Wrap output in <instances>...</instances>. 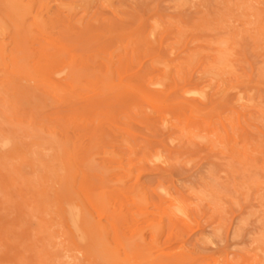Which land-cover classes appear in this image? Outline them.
Segmentation results:
<instances>
[{"label": "rangeland", "instance_id": "1", "mask_svg": "<svg viewBox=\"0 0 264 264\" xmlns=\"http://www.w3.org/2000/svg\"><path fill=\"white\" fill-rule=\"evenodd\" d=\"M185 1L0 0V264H264V0Z\"/></svg>", "mask_w": 264, "mask_h": 264}, {"label": "bare ground", "instance_id": "2", "mask_svg": "<svg viewBox=\"0 0 264 264\" xmlns=\"http://www.w3.org/2000/svg\"><path fill=\"white\" fill-rule=\"evenodd\" d=\"M186 1H187V0H186ZM186 1H185V2H186ZM199 1H200V0H199ZM213 1H214V0H213ZM245 1H246V0H245ZM257 1H258V0H257ZM257 1H256V2H257ZM260 1H261V0H260ZM196 2H198V1L196 0ZM196 2H194V0H193V3H191V4H195ZM205 2H209V1H206V0H205ZM238 2H241V1H238ZM246 2H247V1H246ZM246 2H244V4H245ZM249 2H251V1L249 0ZM186 3H188V1H187ZM189 3H190V2H189ZM216 3H217V2H216ZM219 3H221V1H219ZM242 3H243V0H242ZM242 3H241V4H242ZM257 3L259 4V2H257ZM181 4H182V3H181ZM198 4H200V3H198ZM221 4H222V3H221ZM221 4H219V5H221ZM252 4H253V3H252ZM261 4H262V3H261ZM263 4H264V3H263ZM248 5H249V3H248ZM222 6H223V5H222ZM237 6H238V4H237ZM239 6H240V5H239ZM224 7H226V6H224ZM224 7H223V8H224ZM229 7H230V6H229ZM234 7H235V6H234ZM243 7H244V6H243ZM256 7H257V6H256ZM259 7H260V6H259ZM185 8H186V7H185ZM221 8H222V7H221ZM238 8H239V7H237V9H238ZM245 9H246V8H245ZM256 9H258V8H256ZM223 10H224V9H223ZM225 10H226V9H225ZM241 10L243 11L242 8H241ZM261 10H262V9H261ZM227 11H228V9H227ZM227 11H226V12H227ZM242 11H241V12H242ZM248 11H249V9H248ZM256 11H257V10H256ZM9 12H10V11H9ZM216 12H217V9L214 11V13H216ZM218 12L220 13V16H222V15H221V14H222V13H221L222 10H221V11L219 10ZM223 12H224V11H223ZM228 12H230V11H228ZM232 12H234V10H233ZM235 12H236V11H235ZM245 12H246V10H245ZM250 12H251V11H250ZM254 12H255V11H254ZM224 13H225V12H224ZM257 13H258V12H257ZM229 14H230V13H229ZM237 14H238V11H237ZM240 14H242V13H240ZM247 14H248V12H247ZM260 14H263V13H260ZM260 14H259V15H260ZM7 15H8V14H7ZM88 15H89V14H88ZM223 15H224V14H223ZM227 15H228V13H227ZM234 15H235V14H234ZM243 15H246V14H243ZM248 15H249V14H248ZM253 15H254V17H255V18H253V19L255 20V19H257V18L260 19L261 17H263L264 14H263L261 17H258V16L256 17V16H255L256 13H253ZM213 16H214V15H213ZM220 16L218 17L219 20H220ZM224 16H225V15H224ZM229 16H230V15H229ZM229 16H228V17H229ZM232 16H233V15H232ZM233 17H234V16H233ZM9 18H10V17H9ZM212 18H213V17H212ZM224 18H225V17H224ZM231 18H232V17H231ZM250 18H252V17H250ZM214 19H215V17H214ZM232 19H233V18H232ZM239 19H242V17L239 18ZM244 19H245V18L243 17V20H244ZM247 19H249V18L247 17ZM253 19H251V22H252ZM259 19H258V20H259ZM10 20H11V19H10ZM215 20H216V19H215ZM217 20H218V19H217ZM227 20H228V18H227ZM233 20H234V19H233ZM235 20H236V18H235ZM235 20H234V21H235ZM245 20H246V19H245ZM258 20H257V23H258ZM7 21H8V20H7ZM11 21H12V20H11ZM162 21H163V20H162ZM221 21H222V20H221ZM228 21H229V20H228ZM239 21H240V23H241L242 20H239ZM246 21H248V20H246ZM150 22H151V21H150ZM164 22H165V21H164ZM213 22H214V21H213ZM222 22H223V21H222ZM242 22H243V21H242ZM12 23H13V22H12ZM211 23H212V21H211ZM224 23H227V22H224ZM257 23H256V24H257ZM261 23H262V18H261ZM219 24H220V22H219ZM243 24L245 25V22H244ZM243 24H241V25H243ZM246 24H247V23H246ZM249 24H250V22H249ZM253 24H254V23H253ZM259 24H260V23H259ZM262 24H263V23H262ZM262 24H261V26H260V25H259V26H260V27H263ZM214 25H215V24H214ZM225 25H226V24H225ZM215 26H216V25H215ZM219 26H220V25H219ZM227 26L229 27V24H228ZM230 26H231V25H230ZM248 26H249V25H248ZM253 26H254V25H253ZM155 27H156V26H155ZM201 27H203V26H201ZM244 27L246 28L247 26H244ZM256 27H257V26H256ZM0 28H3V27H0ZM207 28H208V27H207ZM213 28H214V27H213ZM215 28H217V26H216ZM215 28H214V29H215ZM222 28H224V27H222ZM226 28H227V27H226ZM226 28H225V29H226ZM229 28H230V27H229ZM245 28H244V29H245ZM257 28H258V27H257ZM203 29H204V27H203ZM208 29L210 30V28H208ZM208 29H206V31H207ZM220 29H221V28H220ZM247 29H249V28L247 27ZM247 29H246V30H247ZM258 29H262V32H263V28H258ZM1 30H2V32L0 31V34H1V33L4 34V31H5V30H4V29H1ZM156 30H157V29H156ZM183 30H184V29H183ZM204 30H205V29H204ZM223 30H224V29H223ZM227 30H228V28H227ZM139 31H140V30H139ZM179 31H180V30H179ZM181 31H182V30H181ZM211 31L213 32V30H211ZM224 31H225V30H224ZM260 31H261V30H260ZM260 31L258 30L257 32H260ZM140 32H142V30H141ZM153 32H154V30H153ZM165 32H166V31H165ZM214 32H215V30H214ZM230 32H231V31H230ZM250 32H251V31H250ZM262 32H261V33H262ZM156 33H157V32H156ZM226 33H227V32H226ZM244 33H245V32H244ZM258 34H259V33H258ZM16 35H17V34H16ZM160 35H161V34H160ZM163 35H164V34H163ZM183 35H184V34H183ZM227 35H229V32H228ZM232 35H233V34H232ZM249 35H250V34H249ZM0 36H1V35H0ZM178 36H179V35H178ZM178 36H177V38H178ZM217 36H219V35H217ZM260 36H261V35H260ZM262 36H263V35H262ZM19 37H20V36H19ZM167 37H168V36H167ZM220 37H223V35L221 36V34H220ZM228 37H229V36H228ZM263 37H264V36H263ZM263 37H261V39H262ZM150 38H151V37H150ZM168 38H170V37H168ZM179 38H181V36H180ZM223 38H225V37H223ZM259 38H260V37H259ZM226 39H227V38H226ZM226 39H224V43H225V40H226ZM261 39H260V40H261ZM151 40H152V39H151ZM161 40H162V39H161ZM165 40H166V39H165ZM213 41H215V40H213ZM226 41H228V40H226ZM262 41H263V40H262ZM185 42H186V41H184L183 44H184ZM208 42H209V41H208ZM220 42H221V39H220ZM263 42H264V41H263ZM180 43H181V42H180ZM211 43H212V42H211ZM217 43H218V42H217ZM229 43H230V42H228V45H229ZM1 44H2V43H1ZM192 44H193V43H192ZM192 44H191V45H192ZM208 44H210V42H209ZM225 44H227V42H226ZM230 44H231V43H230ZM3 45H4V44H3ZM210 45H211V44H210ZM210 45H208V46H210ZM216 45H217V44H216ZM5 46H7V45L5 44ZM178 46H179V45H178ZM183 46H184V45H183ZM183 46H182V47H183ZM217 46H218V45H217ZM217 46H214V47L216 48ZM219 46H220V45H219ZM219 46H218V47H219ZM226 46H227V45H226ZM117 47H118V45H117ZM172 47H173V45H172ZM174 47H175V46H174ZM223 47H225V46H223ZM263 47H264V44H263V46L261 47L262 50H264ZM3 48H4V46H3ZM97 48H98V47H97ZM211 48H212V47H211ZM215 48H214V49H215ZM228 48H229V47H228ZM219 49H220V48H219ZM221 49H222V48H221ZM221 49L219 50L220 52L222 51ZM224 49H225V48H224ZM4 50H5V49H4ZM8 50H9V49H8ZM21 50H22V49H21ZM172 50H174V49H172ZM191 50H192V49H191ZM215 50H216V49H215ZM225 50H226V49H225ZM225 50H223L222 52H224ZM2 51H3V50H2ZM5 51H6V50H5ZM226 51H227V50H226ZM231 51H233V50H231ZM11 52H12V51H11ZM18 52H20V51H18ZM44 52H46V51H44ZM117 52H118V51H117ZM0 53H1V52H0ZM3 53H4V52H3ZM20 53H21V52H20ZM112 53H114V52H112ZM112 53H111V54H112ZM157 53H158V52H157ZM171 53H172V52H171ZM186 53H187V50H186ZM208 53H210V52H208ZM225 53H227V52H225ZM225 53H224V54H225ZM8 54H9V53H8ZM17 54H18V53H17ZM55 54H56V52H55ZM59 54H60V53H59ZM190 54H192V53H190ZM212 54L215 55V52H214V53L212 52ZM212 54H211V55H212ZM216 54H217V52H216ZM218 54H219V52H218ZM218 54H217V57H218ZM229 54H231L230 51H229ZM2 55H3V54H2ZM6 55H7V53H6ZM18 55H19V54H18ZM50 55H52V53H51ZM50 55H48V58H50V57H49ZM112 55H113V54H112ZM147 55H148V54H147ZM182 55H183V54H182ZM184 55H186V54H184ZM192 55H193V54H192ZM209 55H210V54H209ZM221 55H222V54H221ZM225 55H226V54H225ZM225 55H224V56H225ZM231 55L234 56L233 54H231ZM231 55H230V57H231ZM3 56H4V55H3ZM7 56H8V55H7ZM36 56H37V55H36ZM53 56H55V55H53ZM56 56H57V55H56ZM178 56H180V55H178ZM226 56H227V55H226ZM226 56H225V57H226ZM0 57H1V56H0ZM8 57H9V56H8ZM59 57H60V55H59ZM182 57H183V56H182ZM221 57H222V56H221ZM2 58H3V57H2ZM5 58H6V56H5ZM210 58H211V57H210ZM228 58H229V57H228ZM3 59H4V58H3ZM10 59H11V58H10ZM19 59H20V58H19ZM180 59H182V58H180ZM184 59H185V58H184ZM187 59H188V58H187ZM192 59H193V58H192ZM192 59H191V60H192ZM214 59H215V61H216V58H214ZM221 59H222V58H221ZM230 59H232V58H230ZM0 60H1V59H0ZM6 60H7V59H5V61H6ZM22 60H23V59H22ZM112 60H113V59H112ZM164 60H165V59H164ZM171 60H172V59H171ZM188 60H189V59H188ZM218 60H220V58H219ZM225 60H226V58H225ZM2 61H3V60H2ZM5 61L2 62V63L4 64ZM32 61H33V60H32ZM162 61H163V60H162ZM166 61H167V59H166ZM193 61H194V59H193ZM213 61H214V60H213ZM221 61H222V60H221ZM0 62H1V61H0ZM7 62H8V60H7ZM23 62H24V61H23ZM164 62H165V61H164ZM189 62H190V61H189ZM209 62H210V61H209ZM226 62L228 63V61H226ZM9 63H10V62H8V64H9ZM31 63H32V62H31ZM61 63H62V62H61ZM109 63H110V62H109ZM159 63H160V62H159ZM161 63H163V62H161ZM169 63H171V62H169ZM191 63H192V62H191ZM211 63H212V60H211ZM214 63H215V62H214ZM216 63H219V62L217 61ZM222 63H223V61H222ZM222 63H220V64H222ZM227 63H226V64H227ZM29 64H30V63H29ZM58 64H60V61H59ZM163 64H164V63H163ZM167 64H168V63H167ZM167 64L165 63L164 66H165V65L167 66ZM188 64H189V63H188ZM208 64H209V63H208ZM220 64H217V65H220ZM230 64H231V63H230ZM1 65H2V64H1ZM5 65H6V64H5ZM17 65H20V64H17ZM33 65H34V64H33ZM62 65H63V64H62ZM111 65H112V64H111ZM161 65H162V64H160V66H161ZM191 65H192V64H191ZM9 66H10V65H9ZM13 66H16V65H13ZM20 66H21V65H20ZM22 66H24V65H22ZM68 66H69V65H68ZM68 66H67V67H68ZM162 66H163V65H162ZM168 66H169V65H168ZM188 66H189V65H188ZM203 66H204V65H203ZM211 66H212V65H210V67L207 66L208 68H210V70L212 69L211 71H213L214 68L217 67V66H215V67H212V68H211ZM226 66L228 67L229 65H226ZM226 66H225V67H226ZM3 67H4V66H3ZM6 67H8V66H6ZM24 67H25V66H24ZM24 67H21V68H24ZM31 67H32V66H31ZM59 67H60V66H59ZM63 67H64V66H63ZM114 67H115V66H114ZM172 67H174V66H172ZM180 67H181V65H180ZM204 67H205V66H204ZM227 67H226V68H227ZM4 68H5V67H4ZM16 68H18V67H16ZM19 68H20V67H19ZM29 68H30V66H29ZM61 68H62V67H61ZM69 68H70V67H69ZM108 68H109V67H107V69H108ZM160 68H161V67H160ZM162 68L164 69V67H162ZM185 68H186V67H185ZM222 68H223V67H222ZM232 68H233V66H232ZM5 69H8V68H5ZM13 69H15V68H13ZM57 69H58V68H57ZM65 69H66V67H65ZM178 69H179V68H178ZM181 69H182V68H181ZM181 69H179V70H181ZM183 69H184V68H183ZM216 69L218 70V68H216ZM229 69H230V68H228V70H229ZM233 69H234V68H233ZM62 70H63V69H62ZM62 70H61V71H62ZM164 70H166V69H164ZM164 70H163V71H164ZM169 70H170V68H169ZM172 70H174V69H171L170 72H171ZM203 70H205V69H203ZM207 70H208V69H207ZM210 70H208L209 73L211 72ZM230 70H231V69H230ZM10 71H12V70L10 69ZM22 71H23V70H22ZM26 71H27V70H25V72H26ZM59 71H60V70H59ZM61 71H60V72H61ZM64 71H65V70H64ZM67 71H69V70H67ZM166 71H168V70H166ZM205 71H206V70H205ZM205 71H203V72H205ZM214 71H216V70H214ZM218 71H219V70H218ZM218 71H217V72H218ZM220 71H221L222 73L225 72L224 70H223V71L220 70ZM234 71H235V70H234ZM57 72H58V71H57ZM168 72H169V71H168ZM170 72H169V74H170ZM175 72H176V71H175ZM178 72H180V71H178ZM2 73H3V72H2ZM28 73H29V72H28ZM108 73H109V72H108ZM114 73H115V72H114ZM164 73L166 74V72H164ZM171 73H172V72H171ZM181 73H183V72H180L179 74H181ZM205 73H207V72H205ZM209 73H208V75H209ZM212 73H213V72H212ZM229 73H231V72L229 71ZM54 74H55V73H54ZM66 74H67V73H66ZM215 74H216V73H215ZM227 74H228V73H227ZM27 75H29V74H27ZM33 75H34V74H33ZM52 75H53V74H52ZM166 75H167V74H166ZM166 75H165V76H166ZM197 75H198V74H197ZM210 75H211V73H210ZM213 75H214V74H212V77H213ZM217 75H218V74H217ZM217 75H215L214 78H215ZM219 75H220V74H219ZM219 75H218V76H219ZM225 75H226V74H225ZM239 75H240V74H239ZM19 76H20V75H19ZM53 76H54V75H53ZM55 76H56V75H55ZM58 76H59V75H58ZM58 76H56V77H58ZM158 76H159V75H158ZM158 76H157V78H159ZM165 76H164V77H165ZM199 76H201V75H199ZM218 76H217V77H218ZM220 76H222V75H220ZM220 76H219V78H220ZM228 76H229V74H228ZM232 76H233V75H232ZM234 76H237V75H234ZM32 77H33V76H32ZM66 77H67V76H66ZM166 77H167V76H166ZM168 77L171 79L170 75H169ZM174 77H175V76H174ZM201 77H204V76H201ZM222 77H223V76H222ZM238 77H239V76H238ZM1 78H2V77H1ZM18 78H19V77H18ZM26 78H29V77L26 76ZM64 78H65V77H64ZM68 78H70V76H68ZM169 78H167V79H169ZM172 78H173V77H172ZM176 78H177V77H176ZM214 78H213V79H214ZM19 79H20V78H19ZM36 79H37V78H36ZM60 79H61V78H60ZM70 79H71V78H70ZM2 80H3V79H2ZM4 80H5V79H4ZM55 80H56V79H55ZM61 80H63V78H62ZM149 80L151 81L152 79H149ZM149 80H148V81H149ZM157 80H158V79H157ZM181 80H182V79H181ZM205 80H207V79H205ZM209 80H210V79H209ZM217 80H219V79H217ZM217 80H215V81H217ZM220 80H221V79H220ZM5 81H6V80H5ZM21 81H22V80H21ZM31 81H32V80H31ZM63 81H65V80H63ZM63 81H61V82H63ZM68 81H69V80H67V81H65V82H68ZM150 81H149V82H150ZM160 81H161V82H163V81L166 82L165 80H161V79H160ZM160 81H157V82L159 83ZM213 81H214V80H213ZM236 81H237V77H236ZM24 82H25V81H24ZM70 82H71V81H70ZM161 82H160V83H161ZM164 82H163V83H164ZM205 82H206V81H205ZM2 83H4V82L2 81ZM32 83H33V82H32ZM151 83H152V82H151ZM160 83H159V84H160ZM207 83H209V82H207ZM247 83H248V82H247ZM68 84H69V83H68ZM161 84H162V83H161ZM161 84H160V85H161ZM210 84H211V83H210ZM219 84H220V83H218V85H219ZM0 85H1V84H0ZM3 85H4V84H3ZM148 85H149V84H148ZM154 85H157V87L160 86V85H158V84H154ZM211 85H214V84H211ZM1 86H2V85H1ZM208 86H209V85H208ZM215 86H216V85H215ZM3 87H4V86H3ZM36 87H37V86H35V88H36ZM218 87H219V86H218ZM149 88H151V87H149ZM159 88H161V87H159ZM204 88H205V87H204ZM204 88H203V89H204ZM220 88H221V87H220ZM239 88H240V87H239ZM12 89H13V87H12ZM200 89H201V88H200ZM216 89H217V88H216ZM1 90H2V89H1ZM1 90H0V91H1ZM4 90H5V89H4ZM36 90H37V88H36ZM201 90H202V89H201ZM201 90H199V91H201ZM5 91H6V90H5ZM155 91H156V90H155ZM192 91H193V90H191V92H190V90H189L190 93H192ZM196 91H197V90H196ZM203 91H204V90H203ZM246 91H248V90H246ZM194 92H195V91H194ZM16 93H17V92H16ZM198 93H199V92H198ZM198 93H197V94H198ZM220 93H221V91H220ZM241 93L244 94L243 92H241ZM246 93H247V92H246ZM1 94H2V93H1ZM9 94H11V93H9ZM12 94H13V93H12ZM185 94H186V93H185ZM187 94H188V93H187ZM193 94H194V93H193ZM193 94H192V95H193ZM199 94H200V93H199ZM203 94H205V93H203ZM203 94H202V95H203ZM247 94H248V93H247ZM2 95L5 96L4 93H3ZM29 95H30V94H29ZM183 95H184V94H183ZM222 95H223V94H222ZM238 95H239V94H238ZM244 95H245V94H244ZM7 96H8V95H7ZM21 96H22V95H21ZM27 96H28V94H27ZM64 96L66 97V95H64ZM186 96H187V95H186ZM196 96H197V95H196ZM199 96H200V95H199ZM239 96H241V95H239ZM197 97H198V96H197ZM201 97L203 98V96H200V99H201ZM242 97H244V96H242ZM242 97H241V99H242ZM248 97L251 98V96H248ZM248 97H247V98H248ZM5 98H6V97H5ZM7 98H8V97H7ZM187 98H188V97H187ZM237 98H238V97H237ZM250 98H249V99H250ZM252 98H253V96H252ZM252 98H251V99H252ZM9 99H10V98H9ZM9 99H7V100H9ZM194 99H195V98H194ZM203 99H204V98H203ZM253 99H254V98H253ZM260 99H261V98H260ZM262 99H263V98H262ZM147 100H148V99H147ZM195 100H197V99H195ZM198 100H199V99H198ZM198 100H197V101H198ZM201 100H202V99H201ZM246 100H247V99H246ZM246 100H245V101H246ZM254 100H255V99H254ZM12 101H13V100H12ZM148 101H149V100H148ZM242 101H243V100H242ZM252 101H253V100H251V103H250V104H252V103L254 102V101H253V102H252ZM259 101H260V100H259ZM262 101H263V100H262ZM239 102L241 103V101H238V103H239ZM148 103H150V102H148ZM260 103H261V102H260ZM150 104H151V103H150ZM242 104H243V103H242ZM169 105H170V104H169ZM247 105H248V104H247ZM254 105H255V102H254ZM251 106H253V105H251ZM251 106H250V107H251ZM259 106H262V105L259 104ZM247 107H248V106H247ZM262 107H263V106H262ZM262 109H263V108H262ZM145 110H147V109H145ZM245 110H246V109H245ZM251 110H253V109H251ZM255 111H256V110H255ZM258 111H260V110L258 109ZM256 112H257V111H256ZM262 112H263V111H262ZM231 113H232V112H231ZM231 113H228V114L230 115ZM237 113H238V112H237ZM260 113H261V112H260ZM260 113H259V114H260ZM263 113H264V112H263ZM228 114H227V115H228ZM233 114H234V113H233ZM250 114H251V112H250ZM227 115H226V116H227ZM231 116H232V115H231ZM237 116H238V115H237ZM260 116H261V115H260ZM260 116H259V117H260ZM224 117H225V116H224ZM259 117H258V118H259ZM165 118H166V117H165ZM219 118H220V117H219ZM225 118H226V117H225ZM227 118H233V117H227ZM262 118L264 119V116H263ZM220 120H221V119H220ZM224 120H225V119H224ZM224 120H223V121H224ZM231 120L233 121V119H231ZM255 120H256V119H255ZM257 120H260V119H257ZM229 121H230V119L228 120V122H229ZM207 122H208V121H207ZM221 122H222V121H221ZM228 122H227V123H228ZM230 122H231V121H230ZM262 122H263V121H262ZM211 123H212V122H211ZM231 123L233 124V122H231ZM258 123H259V122H258ZM221 124H222V123H221ZM235 124H236V122H235ZM259 124H260V123H259ZM237 125H238V124H237ZM263 127H264V125H263ZM228 128H229V127H228ZM234 129H235V127H234ZM221 130H222V129H221ZM183 131H184V129H183ZM233 131H234V130H233ZM183 133H184V132H183ZM222 133H223V132H222ZM223 135H224V134H223ZM199 136H200V135H199ZM197 137H198V136H196V139H197ZM202 137L205 138V136H202ZM202 137H199V138H202ZM194 138H195V137H194ZM199 138H198V139H199ZM203 138H202V140H203ZM206 138H209V137L206 136ZM213 138H214V137H213ZM223 138H224V137H223ZM215 139H216V138H214L213 142L215 141ZM6 140H7V139H6ZM199 140H200V139H199ZM204 140H205V139H204ZM218 140H219V139H218ZM218 140H217V142H218ZM1 141H2V140H1ZM3 141H4V140H3ZM197 141H198V140H197ZM219 141H220V140H219ZM8 142H9V141H8ZM199 142H200V141H199ZM217 142L215 141V143H217ZM222 142H223V141H222ZM0 143H1V142H0ZM201 143H203V142H201ZM218 143H220V142H218ZM6 144H7V142H4V143H3V146H4V145L6 146ZM34 146H35V145H34ZM39 146H41V145H39ZM36 147H37V146H36ZM33 148L35 149V147H33ZM34 149H33V150H34ZM37 149H38V148H37ZM35 150H36V149H35ZM35 150H34V151H35ZM38 151H39V150H38ZM36 152H37V150H36ZM31 153H32V151H31ZM37 153L40 154L39 152H37ZM34 154H35V153H34ZM38 154H37V155H38ZM29 155H30V154H29ZM35 155H36V154H35ZM35 155H34V156L32 155V156L35 157V158H39L41 154H40L38 157H36ZM232 155H233V154H232ZM33 157H32V158H33ZM70 157H71V156H70ZM154 157H155V156H154ZM41 158H42V155H41L40 159H41ZM151 158H152V157H151ZM43 159H44V158H43ZM153 159H154V158H153ZM153 159H152V160H153ZM4 160H5V159H4ZM17 160H18V158H17ZM34 160H35V159H34ZM34 160H33V161H34ZM38 160H39V159H38ZM38 160H37V161H38ZM44 160H45V159H44ZM127 160H128V159H127ZM6 162H7V161H6ZM6 162H5L4 164H7ZM34 162H35V161H34ZM47 162H48V161H47ZM49 162H50V161H49ZM15 163H16V162H15ZM45 163H46V162H45ZM50 163H51V162H50ZM148 163H149V162H148ZM25 164H26V163H25ZM39 164H41V163H39ZM39 164H38V165H39ZM42 164H43V163H42ZM46 164H47V163H46ZM46 164H45L44 166H46ZM48 164H49V163H48ZM48 164H47V166H48ZM149 164H151V163H149ZM22 165H23V164H22ZM22 165H21V166H22ZM51 165H52V164H51ZM0 166H1V164H0ZM39 166H40V165H39ZM42 166H43V165H42ZM33 167H35V165H33ZM36 167H37V166H36ZM53 167H54V165H53ZM131 167H132V166H131ZM38 168H39V167H38ZM38 168H37V169H38ZM43 168H45V167H43ZM46 168H47V167H46ZM46 168H45V169H46ZM49 168H50V166H49ZM20 169H22V168H20ZM51 169H52V168H51ZM46 170L48 171L49 169L47 168ZM52 170H53V169H52ZM39 171H41V168H39ZM43 172H44V171L42 170L41 174H42ZM55 172H56V171H55ZM13 174H14V173H13ZM49 174H51V176H52L53 172H51V173H49ZM57 175H58V174H57ZM67 175H68V174H67ZM137 175H138V174H137ZM38 176H39V175H38ZM47 179H49V178H47ZM68 179H69V178H68ZM29 180H30V179H29ZM35 180H36V178H35ZM39 180H40V179H39ZM45 180H46V179H45ZM49 180H50V179H49ZM32 181H33V182H32ZM36 181H37V180H36ZM46 181H47V180H46ZM29 182H30V181H29ZM40 182H42V181L40 180ZM48 182H50V181H47V183H48ZM67 182H68V181H67ZM31 183H34V180H31ZM70 183H71V182H70ZM28 184H29V183H28ZM34 184H35V183H34ZM36 184H37V183H36ZM45 184H46V183H45ZM45 184H44V185H45ZM48 184H49V183H48ZM40 185H41V184H40ZM26 186H27V185H26ZM37 186H39V185H36V187H37ZM40 188H41V187H40ZM103 192H104V191H103ZM56 193H57V192H56ZM161 194H162V193H161ZM169 194H170V193H169ZM133 195H134V194H133ZM37 196H38V195H37ZM65 196H66V195H65ZM44 197H45V196H44ZM47 197H48V196H47ZM48 198H49V197H48ZM45 199H46V198H45ZM63 199H64V198H62V201H63ZM68 199H69V198H68ZM87 199H88V198H87ZM87 199H85V200L83 199V201L85 202ZM134 199H135V198H134ZM53 200H54V199H53ZM58 200H59V198H58ZM88 200H89V199H88ZM176 200H177V199H176ZM51 201H52V200H51ZM67 201H68L67 204L70 205V206H69L70 208H68V209L66 208V210H65L64 222H65L66 226H64V227H66V228L68 227L69 230H68V229H67V230H68V231H71L72 241H73V243H74L76 246L86 245L87 243H89V242H88V239H89V238L87 237V236H89V235H87V234H89L91 228L88 229L89 227H87V225H85V223L88 224L89 222H84L85 220H83V219L85 218V217H84L85 215H84V216L81 215L82 212H80L79 210H77L78 207H77V208H74V207H75V206H73V202H74V201H73L72 203H70V204H69V200H67ZM67 201H66V202H67ZM71 201H72V200H71ZM77 201H78V200H77ZM64 202H65V200H64ZM88 202H89V201H88ZM48 203H49V202H48ZM50 203H51V202H50ZM62 203H63V202H62ZM76 203H77V202H76ZM78 203H79V201H78ZM81 203H82V200H81ZM89 203H90V202H89ZM175 203L177 204L176 201H175ZM54 204H55V203H54ZM63 204H65V203H63ZM67 204H66V205H67ZM79 204H80V203H79ZM85 204H86V203H85ZM180 204H181V203H180ZM61 205H62V204H61ZM66 205H65V206H66ZM68 205H67V206H68ZM83 205H84V204H83ZM86 205H88V204H86ZM171 205H172V204H171ZM177 205L179 206V203H178ZM72 206H73V207H72ZM81 206H82V205H81ZM88 206H89V205H88ZM88 206H87V207H88ZM90 206H92V205H90ZM51 207L53 208V206H51ZM54 207H55V206H54ZM63 207H64V206H63ZM71 207H72V208H71ZM79 207H80V206H79ZM82 207H83V206H82ZM82 207H81V209H82ZM174 207H175V206H174ZM179 207H180V206H179ZM88 208H89V207H88ZM91 208H92V207H91ZM177 208H178V207H177ZM177 208H175V209L172 208V210H175L174 213H176V212H177V213H180V212H178L179 209H178V211H176ZM46 209L48 210V208H46ZM53 209H54V208H53ZM64 209H65V207H64ZM79 209H80V208H79ZM81 209H80V210H81ZM180 209L183 210V208H181V207H180ZM84 210H85V208L83 207V210H81V211H83V214H84ZM97 210H99V209H97ZM48 211H49V210H48ZM86 211H87V210H86ZM90 211H91V210H90ZM93 211H94V209H93ZM100 211H101V210H100ZM45 212H46V211H45ZM45 212H43V213H45ZM63 212H64V211H63ZM63 212H61V213H63ZM91 212H92V211H91ZM96 212H97V211H96ZM183 212H184V211H183ZM51 213H52V212H51ZM54 213H55V212H54ZM61 213H60V214H61ZM87 213H88V212H87ZM100 213H101V212H100ZM47 214H48V213H47ZM47 214H46V215H47ZM56 214H57V213H56ZM98 214H99V213H98ZM101 214H102V213H101ZM180 214H181V213H180ZM184 214H185V213H184ZM44 215H45V214H43V216H44ZM46 215H45V216H46ZM49 215H53V214H49ZM54 215H55V214H54ZM87 215H88V214H86V216H87ZM177 215H178V214H177ZM47 216H48V215H47ZM58 216H59V214H58ZM60 216H61V215H60ZM100 216H101V215H100ZM54 217H55V216H54ZM82 217H83V219H82ZM89 217H90V214H89ZM89 217H87V218H89ZM182 217H183V216H182ZM197 217H198V216H197ZM55 218H56V217H55ZM59 218H60V217H59ZM59 218L57 217V219H59ZM61 218H63V217L61 216ZM61 218H60V219H61ZM87 218H85V219H87ZM60 219H59V221H60L59 223H61V220H60ZM88 220H89V219H88ZM88 220H87V221H88ZM93 221H94V220H93ZM52 222H53V221H52ZM54 222H55V221H54ZM42 223H43V222H42ZM59 223H58V224H59ZM62 223H63V221H62ZM54 224H55V223H54ZM56 224H57V223H56ZM84 225H85L86 228L88 229V233L86 232L87 229H85V226H84ZM97 225H98V224H97ZM154 225H155V224H154ZM62 226H63V224H62ZM62 226H61V227H62ZM49 227H51V226H49ZM55 227H56V226H55ZM55 227H51V228H55ZM94 227H95V226H94ZM100 227H101V226H100ZM100 227H97V228L99 229ZM45 229L47 230L46 227H45ZM57 229H58V228H57ZM63 229H65V228H63ZM63 229L60 228V230H63ZM92 229H93V228H92ZM94 229H95V228H94ZM60 230H59V231H60ZM65 230H66V229H65ZM99 230L101 231V229H99ZM103 230H104V229L102 228L101 233L103 232ZM49 231L51 232V231H53V230H49ZM49 231H46V232H48V233L50 234ZM93 231H94V230H92L91 232H93ZM95 231H96V230H95ZM56 232H58V231H56ZM61 232H62V231H61ZM65 232H66V231H65ZM62 233H63V232H62ZM62 233H61V234H62ZM67 233H68V232H67ZM67 233H66V234H67ZM93 233H94V232H93ZM93 233H91V234H93ZM96 233H97V231H96ZM103 233H105V232H103ZM49 234H48V235H49ZM61 234H59V236H60ZM51 235H52V233H51ZM57 235H58V234H56V236H57ZM64 235H65V234H64ZM68 235H69V234H68ZM49 236H50V235H49ZM54 236H55V234H54ZM56 236H55V237H56ZM90 236H91V235H90ZM93 236H94V235H93ZM66 237H67V236H66ZM69 237H70V236H69ZM96 237H98V235H97V236L95 235V238H96ZM101 237H103V236H101ZM51 238H52V236H51ZM53 238H54V237H53ZM64 238H65V237H64ZM67 238H68V237H67ZM103 238H104V237H103ZM62 239H63V237H62ZM53 240H54V239H53ZM95 240H96V239H95ZM107 240H108V239H107ZM56 241H57V243L59 242L58 240H56ZM89 241H90V240H89ZM100 241H101V240H100ZM102 241H103V239H102ZM102 241H101V242H102ZM104 241H105V240H104ZM118 241H119V240H118ZM65 242H66V241H65ZM67 242H68V241H67ZM70 242H71V241H70ZM91 242H93V240H91ZM91 242H90V244H91ZM131 242H132V241H131ZM104 243H105V242H104ZM108 243L110 244L111 242L108 241ZM108 243L106 242L105 244L108 246V245H109ZM112 243L117 244V243H119V242H116V243H115V242H112ZM112 243H111L110 245H112ZM123 243H124V242H123ZM127 243H128V241H127ZM129 243H130V242H129ZM61 244H62V243H61ZM74 244H73V246H74ZM95 244H96V245H95V247H96V246L98 245L97 240H96ZM120 244H121V243H120ZM189 244H190V243H189ZM68 245H69V242H68ZM70 245H71V244H70ZM88 245H89V244H87L86 246L88 247V250H90ZM99 245H100V242H99ZM99 245H98V247H100ZM101 245H102V248L104 247L103 249H105V248L109 249V247H110V245H109V247H105L106 245L103 246V243H102ZM129 245H132V244H129ZM61 246H62V245H61ZM71 246H72V245H71ZM93 246H94V243H93V245L91 244V247H92V248H94ZM115 246H116V245H115ZM117 246H118V245H117ZM124 246H125V245H124ZM137 246H138V245H137ZM81 247H82V246H81ZM91 247H90V248H91ZM98 247H97V248H98ZM113 247H114V246H113ZM118 247H121V246H118ZM129 247H131V246H129ZM64 248H65V247H64ZM74 248H75V247H74ZM74 248H73V249H74ZM82 248H83V247H82ZM85 248H86V247H85ZM92 248H91V250H92V252H93V249H92ZM111 248H112V246H111ZM122 248H123V247H122ZM125 248H126V250H127V247H125ZM65 249H66V248H65ZM73 249H71V250H73ZM112 249H113V248H112ZM112 249H111V250L109 249V252H110V251L112 252ZM139 249H140V247H139ZM139 249H138V250H139ZM81 250H82V249H81ZM83 250H84V249H83ZM88 250H86V251H87L86 253H88ZM116 250H117V249H115V251H116ZM133 250H134V249H133ZM261 250H262V249H261ZM66 251H67V250H66ZM68 251H69V250H68ZM96 251H99V253L101 252L100 250H96V248H95V249H94V252H95L96 255H97V253H98V252L96 253ZM119 251H120V250H119ZM122 251H123V250H122ZM128 251L130 252V251H132V250H128ZM262 251H263V250H262ZM71 252H72V251H71ZM90 252H91V251H90ZM90 252H89V254H90ZM103 252H107V250H106V251L103 250ZM103 252L101 253V255H98L99 260L105 257V256H104V257L102 256V254H104ZM129 252H128V253H129ZM135 252H136V253H135ZM135 252H132V253H135L134 256H137V255H138L137 250H136ZM66 253H67V252H66ZM73 253H74V252H73ZM80 253H81V252H80ZM84 253H85V252L83 251L82 254H84ZM99 253H98V254H99ZM124 253H125V252H124ZM128 253H127V254H128ZM132 253L130 254V255H131L130 257L133 256ZM141 253H142V252H141ZM74 254H75V253H74ZM91 254H92V253H91ZM91 254H90V255H91ZM106 254H109V253L107 252ZM110 254L113 255V254H115V252L113 251V253H110ZM110 254H109V255H110ZM120 254H122L121 251H120V253L118 254V256H115L116 254H115L114 256H115V257H119ZM136 254H137V255H136ZM75 255H76V254H75ZM101 256H102V258H100ZM139 256L141 257V255H139ZM139 256H138V257H139ZM96 257H97V256H96ZM96 257H95V258H96ZM107 257H108V256H107ZM110 257H111V256H110ZM110 257H108V258H110ZM115 257L113 258V256H112L111 258H113L114 260L118 259V258H115ZM125 257H126V255H125ZM127 257H128V255H127ZM127 257H126V258H127ZM130 257H129V258H130ZM105 258H106V257H105ZM105 258H104V259H105ZM111 258H110V259H111ZM120 258H121V257H120ZM122 258H124V257L122 256ZM129 258H128V259H129ZM141 258H142V257H141ZM143 258H144V257H143ZM89 259H90V258H89ZM110 259H106V260L109 261ZM124 259H125V258H124ZM90 260H91V259H90ZM125 260H126V259H125ZM130 260H134V258H133V259L130 258ZM116 261H117V260H116ZM118 261H119V260H118ZM120 261L122 262V261H124V260L122 259V260H120ZM136 261H137V260H136ZM142 261H143V259H142ZM144 261H146V260H144ZM96 262H97V264H99L98 261H96ZM109 262H110V261H109ZM111 262H112V261H111ZM111 262H110V263H111ZM124 262H125V261H124ZM126 262H128V261H126ZM151 262H152V261H151ZM151 262H150V260H149V262L147 261V263H151ZM83 263H85V262L83 261ZM101 263L103 264V262H101ZM104 263H107V264H108V262H104ZM129 263H130V262H129ZM131 263H132V261H131ZM137 263H138V262H137ZM137 263L134 262V264H137ZM141 263H143V264H147V263H144V262H141ZM141 263H140V264H141ZM92 264H95V263H92ZM123 264H124V263H123ZM125 264H126V263H125ZM132 264H133V263H132Z\"/></svg>", "mask_w": 264, "mask_h": 264}]
</instances>
